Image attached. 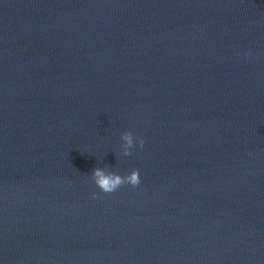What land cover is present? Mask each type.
Segmentation results:
<instances>
[{
	"label": "water",
	"instance_id": "obj_1",
	"mask_svg": "<svg viewBox=\"0 0 264 264\" xmlns=\"http://www.w3.org/2000/svg\"><path fill=\"white\" fill-rule=\"evenodd\" d=\"M0 264H264V0H0Z\"/></svg>",
	"mask_w": 264,
	"mask_h": 264
},
{
	"label": "clouds",
	"instance_id": "obj_2",
	"mask_svg": "<svg viewBox=\"0 0 264 264\" xmlns=\"http://www.w3.org/2000/svg\"><path fill=\"white\" fill-rule=\"evenodd\" d=\"M124 141V154L130 155V149L137 144L143 147L144 140L140 137H133L131 133H126L122 137ZM92 180L94 184L103 193H112L116 191L121 185L128 184L136 187L140 183V173L138 170L133 169L130 173L125 176H121L116 172H105L103 169L96 168L92 172ZM95 198V194H94Z\"/></svg>",
	"mask_w": 264,
	"mask_h": 264
}]
</instances>
